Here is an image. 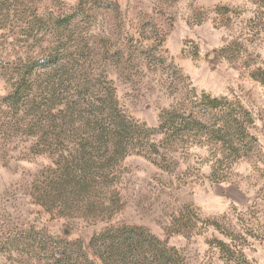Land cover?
I'll list each match as a JSON object with an SVG mask.
<instances>
[{
	"label": "rangeland",
	"instance_id": "374dc122",
	"mask_svg": "<svg viewBox=\"0 0 264 264\" xmlns=\"http://www.w3.org/2000/svg\"><path fill=\"white\" fill-rule=\"evenodd\" d=\"M83 1L10 0L34 29L0 25V264H101L93 237L123 225L177 247L182 264H264V85L251 76L264 62L262 0ZM188 87L241 102L252 149L235 161L209 137L160 154L98 139L109 88L154 129ZM82 147L91 197L61 179Z\"/></svg>",
	"mask_w": 264,
	"mask_h": 264
},
{
	"label": "trees",
	"instance_id": "16d2710c",
	"mask_svg": "<svg viewBox=\"0 0 264 264\" xmlns=\"http://www.w3.org/2000/svg\"><path fill=\"white\" fill-rule=\"evenodd\" d=\"M22 1L25 3L26 0ZM80 2L81 5H84L83 0ZM262 3L264 6V0ZM14 7L10 0H0V25H3L4 21L13 23V25H18L23 21V24L19 26L21 29L28 31L34 29L35 19L32 20L24 16L21 13L22 10H19V7L22 8V6ZM251 76L264 85V62L251 72ZM187 89L183 105H171L164 109L160 113L159 126L153 129L146 123L129 118L123 108L119 106V101L114 92H111L112 88H109L110 91L102 99V109L104 105L113 109L111 111L112 119L110 125L97 131L98 139L113 138L119 146H122L127 139L129 141L139 139L142 140L147 153L160 154L162 148L165 151H172L174 143L183 140L187 142L190 137L194 138L193 144H204L203 137L204 139L209 137L212 141L211 146L215 151L221 142L224 146L228 145L232 150V159L235 161L242 153L252 149V146H249L251 143L249 124L253 122V115L241 102L232 101L228 97H215L206 92H199L195 87H188ZM102 109L100 115L104 118ZM152 130H157L156 135L161 136L158 143L152 141ZM143 131L145 132L144 135L142 134ZM129 141H127L128 144H130ZM83 149V147L77 149L74 155L76 159L82 160L81 165L75 166V168H66V173L61 176L62 181H71V184H81L86 187L93 181V178L89 176L91 175L90 172L86 170L87 164L85 163L88 161L84 156L86 154ZM69 171L72 172L68 173ZM88 189L87 187L84 190L90 193L89 196L91 197L93 195L91 194L92 190ZM62 199H64V205L70 206L71 203L68 198L67 200ZM38 200L47 205L44 200ZM94 203L98 204L97 202ZM137 230L139 228L123 225L117 228H107L105 232L94 236L91 247L101 264H182L183 254L180 249L169 246L168 243L159 240L153 234H147L146 237L142 235L137 238L134 233ZM221 243L226 247V250L223 251L227 252L231 259L236 254L244 255L238 244ZM87 261L89 264H99L91 259H87Z\"/></svg>",
	"mask_w": 264,
	"mask_h": 264
}]
</instances>
